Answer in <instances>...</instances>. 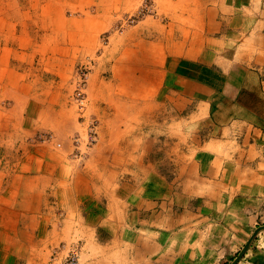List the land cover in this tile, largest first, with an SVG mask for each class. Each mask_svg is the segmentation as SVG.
<instances>
[{"label": "rangeland", "instance_id": "1", "mask_svg": "<svg viewBox=\"0 0 264 264\" xmlns=\"http://www.w3.org/2000/svg\"><path fill=\"white\" fill-rule=\"evenodd\" d=\"M204 4L205 0H0V179L5 181L0 183V212L9 218L0 222L28 232L30 221H13L10 216H29L36 204L37 218H46L41 237L0 236L6 245L0 243L1 261L7 260L3 264H61L69 253H76L77 264H131L126 237H115L116 230L94 237L82 219L87 213L94 208L123 222L132 212L142 211L135 203L142 199L144 214L163 210L171 219L170 212L177 208L165 199L161 209L153 188L164 182L172 194L187 195L190 185L198 200L212 191L211 183L203 180L205 173L192 167L205 136L187 120L194 110L177 115L167 110L169 125L157 123L151 102L155 103L160 78L144 76L146 60L141 56L160 53L161 33L166 40L174 32L183 39L202 33ZM47 5L54 28L49 17L42 21ZM60 17L64 22H56ZM89 20L96 28L87 24ZM64 29L67 37L60 33ZM80 71L87 75L83 112L74 103ZM79 138L77 145L74 140ZM145 163L150 165L148 172L141 170ZM129 184L140 193L130 198ZM243 216L249 224L244 236L222 238L218 244L214 239V264H230L253 232L264 226V208L252 213L253 220L248 221L249 213ZM194 227L186 221L177 229ZM18 241L20 251L14 246ZM231 243L237 246L233 251ZM238 264H264V232Z\"/></svg>", "mask_w": 264, "mask_h": 264}, {"label": "crops", "instance_id": "2", "mask_svg": "<svg viewBox=\"0 0 264 264\" xmlns=\"http://www.w3.org/2000/svg\"><path fill=\"white\" fill-rule=\"evenodd\" d=\"M203 9L202 33L183 39L174 32L171 40H166L161 33L157 35L162 40L160 53L150 58L144 53L141 56L147 65L142 69L144 76L160 78L155 103L151 102L158 112L157 123L169 125L165 123L167 110L176 115L185 109L194 110L187 120L194 121L195 132H203L205 136L203 149L196 152L192 167H196V172L205 173L203 180L211 183L210 189L214 192L199 195L198 200L190 185L185 188L190 190L187 195L185 192L172 194L162 182L153 190L160 196L161 209L165 199L177 208L170 212L171 219L163 210L144 214L142 199L135 202L141 205L138 209L142 211L125 215L123 222L110 219L109 214L94 208L87 213L82 219L87 221L86 228L94 237L111 230H116L117 238L126 237L131 246V264H214V239L218 244L226 237L244 236L249 224L243 215L251 214L247 218L250 221L254 217L252 213L257 215L264 208V0H205ZM50 10L49 5L45 6L42 21L49 17L54 28ZM56 22L64 20L60 17ZM71 24L78 26L76 22ZM87 24L93 25L91 20ZM60 33L68 36L65 29ZM250 45L254 49L252 53L248 51ZM139 51L142 49L135 54ZM148 63L153 65L152 70ZM160 114L163 121L159 120ZM149 167V163L142 164V172H148ZM3 182L0 179L1 185ZM34 187L41 186L36 183ZM220 188L221 192L216 193ZM128 189L130 198L140 193L139 187ZM35 196H39L38 192ZM34 207L35 213L29 216L19 212L10 216L13 221H30L28 232H22L18 225L6 226L0 222V236H43L46 228L42 222L46 218H37L40 206ZM4 215L7 214L0 212V221L9 219ZM186 221L195 227L183 232L177 229ZM19 242L14 243L19 246L18 251L21 250ZM0 243L6 246L2 240ZM229 246L231 251L237 247L233 243ZM1 260L2 257L0 264L7 261Z\"/></svg>", "mask_w": 264, "mask_h": 264}, {"label": "built area", "instance_id": "3", "mask_svg": "<svg viewBox=\"0 0 264 264\" xmlns=\"http://www.w3.org/2000/svg\"><path fill=\"white\" fill-rule=\"evenodd\" d=\"M149 1V0H148ZM132 17V16H131ZM130 17V18H131ZM131 22H134V19L131 18ZM76 84H77V94L74 96L75 100L74 103L76 106L79 108L80 112H83L86 108V84H87V75L80 71L79 73L76 74ZM77 145H80V138L75 139ZM60 146V145H58ZM74 150L79 151V148L74 147ZM83 153H78V156L82 155ZM61 264H77V255L76 253H69L63 260Z\"/></svg>", "mask_w": 264, "mask_h": 264}, {"label": "water", "instance_id": "4", "mask_svg": "<svg viewBox=\"0 0 264 264\" xmlns=\"http://www.w3.org/2000/svg\"><path fill=\"white\" fill-rule=\"evenodd\" d=\"M264 232V226H261L259 228H257L252 236L250 237V239L247 241V243L245 244V246L243 247V249L240 251V253L238 254V256L230 263V264H238L243 257L246 255V252L248 251V249L250 248L252 242L255 240V238L260 234Z\"/></svg>", "mask_w": 264, "mask_h": 264}]
</instances>
